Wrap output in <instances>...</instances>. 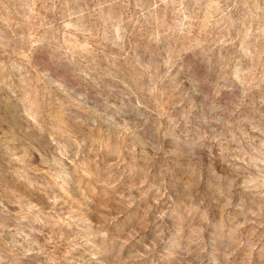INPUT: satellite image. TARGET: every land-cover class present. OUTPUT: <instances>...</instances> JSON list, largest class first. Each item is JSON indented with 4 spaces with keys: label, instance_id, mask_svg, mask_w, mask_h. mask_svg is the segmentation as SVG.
Listing matches in <instances>:
<instances>
[{
    "label": "rangeland",
    "instance_id": "rangeland-1",
    "mask_svg": "<svg viewBox=\"0 0 264 264\" xmlns=\"http://www.w3.org/2000/svg\"><path fill=\"white\" fill-rule=\"evenodd\" d=\"M0 264H264V0H0Z\"/></svg>",
    "mask_w": 264,
    "mask_h": 264
}]
</instances>
